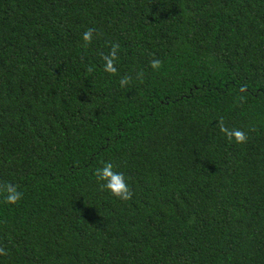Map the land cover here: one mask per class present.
Here are the masks:
<instances>
[{
	"label": "trees",
	"instance_id": "16d2710c",
	"mask_svg": "<svg viewBox=\"0 0 264 264\" xmlns=\"http://www.w3.org/2000/svg\"><path fill=\"white\" fill-rule=\"evenodd\" d=\"M0 264H264V0H0Z\"/></svg>",
	"mask_w": 264,
	"mask_h": 264
},
{
	"label": "clouds",
	"instance_id": "9594fccd",
	"mask_svg": "<svg viewBox=\"0 0 264 264\" xmlns=\"http://www.w3.org/2000/svg\"><path fill=\"white\" fill-rule=\"evenodd\" d=\"M93 38V30L87 29L82 34V41L85 43L91 42ZM103 65L102 70L107 74L116 73L117 69L115 66L116 59V46L113 45L109 50L108 54L102 57ZM160 61L153 59L150 63L152 69H158ZM129 83V78L123 76L119 80L121 88L125 87ZM218 129L220 133L224 135L226 139L235 144H243L246 141L245 133L238 128H227L223 121L218 122ZM97 181L100 183L102 190L106 191L112 197H115L121 201H127L131 198L132 192L127 183L126 177L122 172L114 170V166L111 162H103L102 166L97 168L94 173ZM22 193L13 184H6L3 190V203L7 205H16L21 199Z\"/></svg>",
	"mask_w": 264,
	"mask_h": 264
}]
</instances>
